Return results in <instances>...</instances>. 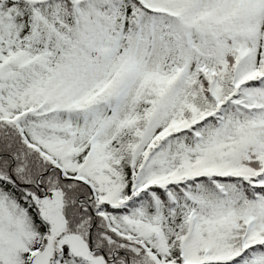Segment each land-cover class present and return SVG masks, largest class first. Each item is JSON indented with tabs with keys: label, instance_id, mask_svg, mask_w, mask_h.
I'll use <instances>...</instances> for the list:
<instances>
[{
	"label": "snow or ice",
	"instance_id": "snow-or-ice-1",
	"mask_svg": "<svg viewBox=\"0 0 264 264\" xmlns=\"http://www.w3.org/2000/svg\"><path fill=\"white\" fill-rule=\"evenodd\" d=\"M0 264H264V0H0Z\"/></svg>",
	"mask_w": 264,
	"mask_h": 264
}]
</instances>
